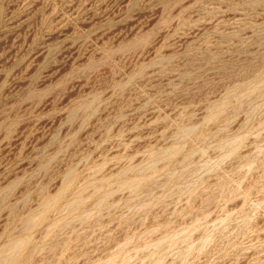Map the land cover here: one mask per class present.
<instances>
[{
	"label": "rangeland",
	"instance_id": "374dc122",
	"mask_svg": "<svg viewBox=\"0 0 264 264\" xmlns=\"http://www.w3.org/2000/svg\"><path fill=\"white\" fill-rule=\"evenodd\" d=\"M0 264H264V0H0Z\"/></svg>",
	"mask_w": 264,
	"mask_h": 264
}]
</instances>
